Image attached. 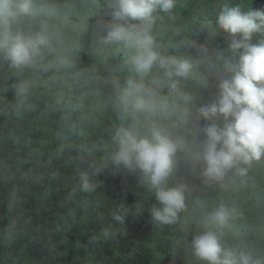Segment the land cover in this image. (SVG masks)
Masks as SVG:
<instances>
[{"label": "trees", "instance_id": "trees-1", "mask_svg": "<svg viewBox=\"0 0 264 264\" xmlns=\"http://www.w3.org/2000/svg\"><path fill=\"white\" fill-rule=\"evenodd\" d=\"M32 3L34 18L16 27L43 32L50 48L42 49L35 67L23 69L11 67L0 50V264H200L192 240L222 202L237 212L222 242L264 260V158L244 175L238 168L245 165L234 167L225 187L205 183L190 158L196 108L216 98L217 79L231 78L227 64L244 51L230 49L217 16L225 7L264 11V0H176L171 12L154 14L160 50L193 63L176 91L153 83L162 80L156 68L138 73L131 50L102 43L101 22L112 20L115 0ZM261 40L264 30L249 43ZM216 52H222L220 60ZM25 81L30 88L21 95L18 86ZM184 94L192 101L185 103ZM213 122L225 123L218 116L199 126ZM153 126L188 145L168 180L169 186H186V210L172 224L153 219L156 190L142 172L117 169L111 160L118 129L143 138ZM96 168L99 175H93ZM84 172L96 185L92 191L81 190Z\"/></svg>", "mask_w": 264, "mask_h": 264}, {"label": "clouds", "instance_id": "clouds-1", "mask_svg": "<svg viewBox=\"0 0 264 264\" xmlns=\"http://www.w3.org/2000/svg\"><path fill=\"white\" fill-rule=\"evenodd\" d=\"M176 0H115L110 5L111 21H102L106 32L104 44L123 45L131 50L130 63L142 76L156 68L162 73V80L155 84H166L171 90L179 89L181 80H186L193 68L191 59L177 58L164 54L152 34L157 11L171 12ZM32 0H0V50L10 66L16 69L35 67L43 48H50V37L43 32L25 33L18 26L24 20L34 18ZM132 21H140L134 24ZM216 25L230 36L229 47L234 52L243 49L235 64H227L232 73L230 79L218 78L216 98L196 108L192 119L196 130L191 133L190 153L193 166H199L205 183L223 181L237 165L241 175L246 174L254 161L264 158V40L249 43L253 33L264 30V11L242 12L240 7H225L217 16ZM15 27V30H14ZM212 29L211 35H215ZM59 38V34H57ZM222 52H216L217 60ZM67 63V61H61ZM50 67L57 66L50 64ZM143 84L136 86L138 92ZM30 82H22L18 92L26 95ZM192 96L183 95L185 103ZM191 115V114H190ZM218 116L224 120L223 127L216 123L199 126V121H215ZM201 134L204 139L201 140ZM118 148L111 156L117 169L141 171L144 178L156 190L158 207L152 208V217L161 224L175 223L186 210V186H169L178 160V152L188 146L184 140L173 139L153 126L150 135L138 137L131 129L121 127L116 132ZM96 168L93 175H99ZM81 190L89 192L96 185L90 183L89 174L81 173ZM237 214L235 208L220 203L209 212L203 221V231L192 240V253L200 264H264L244 250L226 246L223 229ZM114 218L123 223L124 217L114 213ZM104 236L109 231H103Z\"/></svg>", "mask_w": 264, "mask_h": 264}]
</instances>
